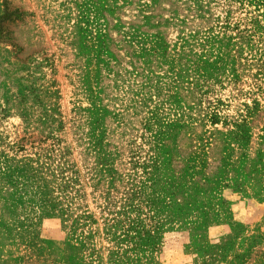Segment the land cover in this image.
Masks as SVG:
<instances>
[{"label":"rangeland","instance_id":"rangeland-1","mask_svg":"<svg viewBox=\"0 0 264 264\" xmlns=\"http://www.w3.org/2000/svg\"><path fill=\"white\" fill-rule=\"evenodd\" d=\"M0 264H264V0H0Z\"/></svg>","mask_w":264,"mask_h":264}]
</instances>
